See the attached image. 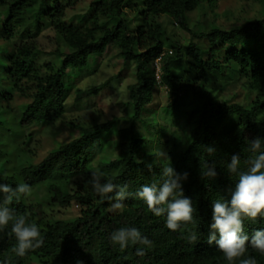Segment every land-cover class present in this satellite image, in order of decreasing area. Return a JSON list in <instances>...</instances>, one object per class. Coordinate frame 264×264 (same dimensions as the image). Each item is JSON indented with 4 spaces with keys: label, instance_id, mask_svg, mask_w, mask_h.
Listing matches in <instances>:
<instances>
[{
    "label": "trees",
    "instance_id": "1",
    "mask_svg": "<svg viewBox=\"0 0 264 264\" xmlns=\"http://www.w3.org/2000/svg\"><path fill=\"white\" fill-rule=\"evenodd\" d=\"M127 0H95L92 3L94 16L88 19L92 29L85 32L83 25H75L66 19V7L62 2L54 7L43 3L36 11L39 19L49 22L58 36L73 50L70 53L56 51L59 63L39 65L45 52L36 47H21L11 55L0 57L6 65L4 77L12 88L24 96L31 95L27 110L17 115V126L24 128L37 123L52 124L67 112L65 78L69 70L84 69L90 58L105 52L108 47L118 49L119 58L127 66L136 65V88L130 92V127L118 131L119 157L114 161H100L104 147V135L110 133L118 120L107 124H95L83 128V136L51 153L43 162L35 164L24 159L29 153L21 147L20 157L14 169L8 168L9 154L0 149V184L15 188L19 183L31 186V191L19 201L8 205L17 215L27 213L29 223H36L44 237V245L29 251L23 257L12 249L17 241L9 226L0 230V264H240L242 259L254 257L257 264H264V255L250 246L256 231L264 230V217L256 221L243 220L244 233L249 236L248 251L244 257L229 262L219 251L215 242L209 243L212 234L213 203L218 199L230 201L238 183V177L228 172L227 165L233 155L241 160V171L247 170L244 163L254 154L248 151L250 142L256 138L264 141V53L242 50L249 42H261L264 38V18L250 20L240 30L224 32L213 30L201 37L207 45L191 43L183 46L174 43L160 21L149 28L150 18L169 16L183 26L188 25V14L197 10L208 0H144L142 7L129 0L130 8L141 7L133 18L124 10ZM35 7L31 0H0V12L5 22L0 38L11 40L24 26L28 13ZM107 7V8H106ZM99 13L109 19H118L113 27L99 21ZM140 19L138 26L135 20ZM0 39V40H1ZM162 57L163 85L173 99L169 111L177 108L183 94H189L202 105L191 121L186 145L175 137L162 139L161 150L170 159L163 158L177 173H188L182 181L184 196L191 199L194 208L193 220L173 232L165 225L166 217H156L147 204L136 196L145 184L159 188L164 163L157 154L144 153L146 140L136 133L135 124L142 120L146 108L154 101L157 88L154 63ZM227 48V49H226ZM238 67L240 77L246 80L253 97L246 104L218 102L214 82L226 68ZM183 73V74H179ZM111 82L89 90H77V102L99 95ZM25 86V87H24ZM7 108L0 103V127L9 120ZM14 121V120H13ZM22 128V129H21ZM11 132L15 133V130ZM18 132V131H16ZM264 146V142H262ZM208 147L215 149L209 153ZM183 151L180 160L175 155ZM30 157V156H29ZM100 157V158H99ZM3 159H5L3 161ZM214 165V178L204 175L208 166ZM103 173L101 182L127 185L123 205L132 214L125 217L115 214L110 207L114 193L101 196L88 181L96 167ZM119 172L113 175L111 172ZM38 188L46 191L48 205L70 206L77 202L80 215L69 220L42 221L37 219L41 203L32 204L30 195ZM121 228H136L147 237L151 246L129 244L121 251L110 240L113 231ZM219 239V233L216 232ZM195 236L196 239H192ZM142 250L143 255H137Z\"/></svg>",
    "mask_w": 264,
    "mask_h": 264
},
{
    "label": "rangeland",
    "instance_id": "2",
    "mask_svg": "<svg viewBox=\"0 0 264 264\" xmlns=\"http://www.w3.org/2000/svg\"><path fill=\"white\" fill-rule=\"evenodd\" d=\"M34 6L24 26L11 40H0V57L11 55L21 47L36 46L45 52L40 59L39 65L47 63H59L60 59L53 54L56 51L70 53L73 50L58 36L49 22L39 19L36 11L44 3L45 7H54L62 2L66 7V19L75 25H83L87 33L92 29L89 24L90 18L94 16L92 3L95 0H31ZM144 0H137L142 4ZM131 1L127 0L124 10L131 17H135L141 7L130 8ZM107 8V7H106ZM99 21L107 23L109 27L116 25L119 20H109L104 13H99ZM264 18V0H208L197 10L188 14V25L183 26L169 16H162L159 19L150 18L149 28L153 23L160 21L168 33V37L174 42L183 46L196 43L206 47L207 40L201 37L213 30L232 32L243 29L248 21ZM5 14L0 12V35L3 31ZM140 19L135 20L134 25L138 26ZM227 49V48H226ZM242 50L260 51L264 53V38L261 42H249L241 47ZM166 48L165 51H170ZM116 48L108 47L103 54L90 58L89 65L84 69L69 70L65 78L67 93V112L58 121L52 124L37 123L24 128V132L18 128L17 115L27 110L32 102V96H24L8 85L4 77L6 65L0 61V103L7 108L9 120L6 127H0V149L8 154V168L14 169L24 153L20 148V142H25L21 147L28 151L24 159H32V162L39 164L51 153L58 151L61 147L72 141L79 140L83 136V128L95 124H107L115 119L118 120L113 130L104 135L103 151H100V161H114L119 157V145L117 133L120 129L130 127L128 121L131 118L130 92L136 88V65L127 66L118 56ZM61 62V61H60ZM238 67L226 68L214 82L216 88V99L218 102H233L246 104L253 97L247 86L246 80L240 77ZM183 74V73H179ZM111 82L99 95L82 102H77V90H89L100 87ZM25 87V86H24ZM167 89L157 87L154 91V101L149 105L142 115V120L136 122L135 129L139 137L146 140L144 153L157 154L159 160L162 152V139L175 137L178 142L186 143L190 134L189 125L196 116L202 105L201 101L194 100L189 94H183L178 101L177 108L169 111L167 108L172 102ZM16 118V120H15ZM14 120V121H13ZM22 129V128H21ZM15 130L14 132H11ZM18 131V132H16ZM184 143V144H185ZM186 145V144H185ZM183 151H179L175 158L180 160ZM5 159H3L4 161ZM96 171L100 172L97 166ZM118 175L119 172H111ZM32 204L41 203L37 209V219L44 221L69 220L80 215L81 207L77 202L70 206L48 205L46 191L43 188L35 189L29 197ZM115 202V201H114ZM113 202V203H114ZM115 214L129 217L132 212L125 206L120 209H112Z\"/></svg>",
    "mask_w": 264,
    "mask_h": 264
},
{
    "label": "clouds",
    "instance_id": "3",
    "mask_svg": "<svg viewBox=\"0 0 264 264\" xmlns=\"http://www.w3.org/2000/svg\"><path fill=\"white\" fill-rule=\"evenodd\" d=\"M165 51L164 54H166ZM171 51H169L170 53ZM171 54V53H170ZM165 87V86H164ZM168 89V88H167ZM260 138L250 142L248 151L253 153L244 163L246 171H241V160L238 155L231 157L227 165L228 172L238 177L235 191L231 194L230 201L218 199L213 203L212 234L209 243L215 242L220 252L227 261L232 262L245 256L248 251L249 236L244 233L243 220L248 218L256 221L258 217H264V146ZM215 149L208 147V152ZM162 158L170 159L167 152H161ZM204 175L214 178L216 176L215 166L209 165ZM103 173L93 172L88 183L93 190L105 196L114 193L109 199L115 202L111 204L112 209L122 208L123 201L129 193L127 185H116L112 182H101ZM163 176L166 177L158 188L156 184L143 185L136 196L143 200L150 212L156 217H166V227L175 232L182 224L187 225L193 220L194 208L191 199L184 196L182 181L187 180L188 173H177L172 166L163 168ZM31 186L19 183L15 188L8 184H0V230L7 228L11 222V232L17 241L12 249L18 256L23 257L29 251L40 249L44 243L39 227L36 223H29L27 213L17 215L8 207L14 199L19 201L22 195H27ZM219 233V239L216 237ZM192 239H196L195 236ZM110 240L118 245L120 250H125L129 244L151 246V241L142 236L136 228H121L113 231ZM252 249L264 255V230L256 231L250 240ZM142 250H137V255H143ZM240 264H257L254 257L242 259Z\"/></svg>",
    "mask_w": 264,
    "mask_h": 264
},
{
    "label": "built area",
    "instance_id": "4",
    "mask_svg": "<svg viewBox=\"0 0 264 264\" xmlns=\"http://www.w3.org/2000/svg\"><path fill=\"white\" fill-rule=\"evenodd\" d=\"M170 53H172V51H171ZM164 55H165V54L163 53V54L161 55V57H159V58L155 61V63H154V70H155V79H156V82H157V87L167 89L166 87H164L163 82H162L163 70H162V63H161V60H162V57H163ZM167 90H168V89H167Z\"/></svg>",
    "mask_w": 264,
    "mask_h": 264
}]
</instances>
